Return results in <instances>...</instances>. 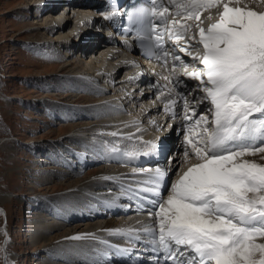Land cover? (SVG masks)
Segmentation results:
<instances>
[{"label": "rangeland", "instance_id": "obj_1", "mask_svg": "<svg viewBox=\"0 0 264 264\" xmlns=\"http://www.w3.org/2000/svg\"><path fill=\"white\" fill-rule=\"evenodd\" d=\"M38 1L0 0V264H74L77 260L76 253L71 252L70 247L61 242L65 239V231L81 235L87 232L86 223L100 222L105 218H92L95 213L91 212L87 220L83 217L65 226L63 216H58V212L63 207L71 210L75 208L78 215H83L82 209L87 206L91 209L90 203L94 202L89 193H93L90 183L97 178V172L107 168L114 170L124 167L121 166L124 163L104 160L86 166V162H82L78 157L90 160L102 155L105 158L102 150L107 145L123 154L125 147H118L114 139L109 141L111 138L107 135L110 132L107 133L101 128L119 122L115 120L117 114L140 112L138 108H134L136 102L123 107L121 111L118 110L117 114L114 109L112 112L108 111L107 106L104 107V112H101L99 102L102 93L71 86L67 76L71 78L74 72L81 74L98 66H102V70L106 72H114L123 63L125 54L113 58V52L109 51L103 60L98 53L94 54L92 59L88 54L89 50L101 38L99 39L98 33L87 31L90 30L88 24H83L82 30L74 39L60 40V25L50 20L51 14L68 18L74 17V13L53 12L48 9L40 14L35 6ZM231 1H240L242 8L264 13V0H255L256 4L253 6L243 3V0ZM210 9V16L218 18L219 11L215 6ZM84 34H87V40H90L89 44L86 42L85 48L84 43L78 41L80 35ZM125 71L123 69L118 75H123ZM122 86L118 84L116 88ZM82 109L84 110L80 111ZM64 110H69V113H63ZM85 110L87 113L102 114L90 118L83 116ZM76 124L87 125L89 130L83 133L84 137L71 138L72 135H77L72 130ZM110 134L113 135L112 132ZM119 136H116V141L125 142L130 147L133 145V151L144 144L137 136ZM95 148L101 152L97 153V156L94 153ZM254 153L242 159L264 165V151ZM198 163H201V160L190 152L176 162L171 181L164 193L165 199L171 194V185L190 166ZM125 167L136 168L129 164H125ZM115 174L120 177V172ZM128 177L132 176L120 177V184H124L121 188L110 183V190L123 191L127 185L125 182L130 179ZM103 181L106 180L100 182ZM67 201L71 203H65ZM136 215L134 211L128 214L117 212L112 214V218L129 221L128 219ZM151 222L158 229L156 215L152 216ZM56 225L59 227H55ZM75 226L79 227L73 230ZM34 227L41 229L39 234H32ZM98 234L106 235L98 242L81 239L78 243L82 250L81 253L78 251V258L83 260L80 264H128L118 261L106 263L105 253L111 250L112 241H121L122 236H128L129 233L108 230L105 234ZM51 238H54V244L47 248V252L44 245ZM91 245L99 247L101 251L93 248L92 252ZM52 249L63 251L73 262L53 257ZM91 252L98 255L99 260H88Z\"/></svg>", "mask_w": 264, "mask_h": 264}, {"label": "snow or ice", "instance_id": "obj_2", "mask_svg": "<svg viewBox=\"0 0 264 264\" xmlns=\"http://www.w3.org/2000/svg\"><path fill=\"white\" fill-rule=\"evenodd\" d=\"M172 3L183 10L187 19H199L201 9L222 3L219 20L207 29H199V43L205 49L200 61L204 72L190 74L201 76V90L214 106V112L211 131L203 128L206 142L192 135L185 138L202 162L190 166L171 185L166 199L161 190L165 184L164 170L158 169L151 176L150 186L143 189L155 197L154 207L158 209V233L155 228L146 231L158 234L159 245L169 254L183 247L194 257V264H264V243L256 242L257 237H264V165L241 159L255 154L250 150V138L257 131L264 133V119H249L253 113L264 117V13L231 7L223 0ZM157 15L163 19V13L155 7L139 8L129 19L137 23L147 21L152 39L151 18ZM181 27L186 29L187 24ZM174 35L181 39L180 34ZM155 39L161 47L163 35ZM163 55L166 58L168 54ZM174 59L180 62L179 56ZM184 107H188L187 99ZM201 121L209 125L206 117L195 124L201 126ZM192 131L190 126L189 132ZM145 143L155 153L157 144ZM260 143L264 144V139ZM257 150L264 151V147ZM128 155L134 158L136 153Z\"/></svg>", "mask_w": 264, "mask_h": 264}, {"label": "bare ground", "instance_id": "obj_3", "mask_svg": "<svg viewBox=\"0 0 264 264\" xmlns=\"http://www.w3.org/2000/svg\"><path fill=\"white\" fill-rule=\"evenodd\" d=\"M231 2H233V1H231ZM242 2L243 3L246 2V4H248L250 6H253L254 4H256V3H254L255 0H243ZM258 2H262V0H258ZM71 3L73 5L72 6L73 8L70 7L69 11H71L72 14L74 13L73 14L74 17L72 16V17H68V18H62V16L60 14H51L52 19H50V20H52L57 25H60V28H59V31H58V34L62 38L60 40H68V39L70 40V39H74L76 36H78L77 35L78 33H74V31L77 29L79 22L85 20V18H87L90 14H92L88 10H86V9H88L87 7H93L92 4H87L86 6H84V8H82V7L78 6V5H80V1L79 0H74ZM239 3H240V1H239ZM245 9H248V8H245ZM46 10H48V9H45V10L41 11L40 14L43 13V12H46ZM48 20H49V18L46 21H48ZM88 25H89V29H90L89 31L92 30V31H94V33H98L96 28H94V26L92 27L91 24H88ZM83 36H84V38H83ZM83 36L80 35V37H79L80 40H78V41H81L83 39L82 42L84 43V48H85V46H87L85 44L88 41L87 40L88 36H87V34L86 35L84 34ZM108 41H103L101 39L99 41H97V44H95V46H93V48L91 50H89L90 53H88V54H90V57L93 59V55L98 53L97 55L102 57L101 60L105 59V56L108 53H110L109 51L114 50L113 43H115V41H111V42H110V40H108ZM87 43L89 44L90 40ZM117 46H118V43H117ZM121 50L122 51H119V52H116L115 50H114V52L112 51L113 54H111V55H113V58L120 57L122 55V52L124 51L123 48ZM127 51H128V49H127ZM91 60H90V63L92 62ZM101 67L102 66H98V68L95 67L93 69L91 68L90 69L91 71H88V72H85V73H81V75L83 77H82V81H81L80 84H82L84 86H91L93 81L90 79L89 74L91 72H93V70L101 69ZM125 67L126 66L120 67L119 70H118V73L120 74V72ZM134 69H136V68H133V70ZM106 76H108V75L106 74ZM66 79H67V81L72 80V78H70L69 76H67ZM119 90L120 89L119 88L117 89L115 87V85H114L110 89L104 90L102 92V95H101V98H100V102H99L100 103L99 108L101 109L100 111L104 112V107L107 106L106 108L107 109L109 108L108 111L112 112L113 109H114L116 114H117L118 108L123 109V107H125V106H127L129 104H133V103L136 102V105H134V108H136V110L138 108L140 110V112L139 111L130 112L131 114H129V115H127V114L126 115L125 114L124 115L123 114L122 115H118L117 114V116H115V117H117V119H115V120H118L119 122H117L116 124H112L110 126H103L101 129H103L107 133H109V132L111 133L112 132L113 134H115V136L110 134V133L107 135V137L109 139L111 138L109 141H113V139H114L115 144L117 146L118 145H122V147L123 146L125 147L124 148L125 152H123V154H122L119 151H117L118 149L116 151H113L114 148L113 147L111 148V147H109L107 145V147H105V149L102 150V152L105 155V158L101 154H98V155H101L99 158H93V159H90V160L89 159L86 160L84 157H81V156H79L78 158L82 162H86V166L90 165V164H92L94 162L97 163L100 160H104V161H108V162L124 163V164L121 165V166H124V167H122L121 169H114V170L110 169V168H107V169L99 171V173L97 172V175L95 177H97V178L99 177V178L98 179L96 178L94 182L90 183V186H91V188L93 190V193H89V194L94 199V202L90 203L91 209H89V207L87 205H85L87 207L82 209V212L84 213V214L82 213L83 215H78L77 214L78 212H76L75 208H74V210L73 209L71 210L70 208L63 207L62 209H60V212H58V216H61V217L63 216L64 225L65 226L68 225L69 223L71 224V221L78 220V219L81 220V219H83V217H85V219H86L87 216L88 217L90 216L91 212L95 213L94 217H92V218H95V217L105 218V220H102L100 222L89 223V224L86 223L88 225L87 226V230H86L87 232L84 233V234H81V235H78V234L74 235L71 231H67V230L65 231V233H64V238L65 239L61 240V242H62V244L64 243V245L66 244L68 247H70L71 252H74V254L76 253L77 260L73 262L74 264H80V263L83 262L82 259L78 258L79 252L80 253L82 252L81 248L79 247L80 245H78V243H80V241H82L81 239H84V240H87V241L88 240H96L98 242L106 235L105 233L108 230H122V229H125L127 231H132L136 227H139V228H142V229L148 227V224H147L148 223L147 222L148 221V215H149V212L152 211L151 209H152V205L154 203L153 201H154L155 197L153 195H151L150 193L144 192L143 189H145V188L150 186L149 182H150L151 176H153L158 169L164 170L166 172V168H168V165H164V166H161V167H152V166H149V165H139V164H138V167H136V168L132 167L130 169V168H126L125 167V164H127V163H129V164L131 163V164L137 165V164L134 163V160L131 161V159L129 157H127L128 153L132 152L133 145H131V147H130V146H128V144H125V142L122 143V142H120L118 140L116 141V136L118 137L119 135L120 136L130 135L131 137L137 136L139 138H145V137L148 138L149 135L153 134L152 137L154 138V137H156L158 135V133L162 134V132H161L162 130H158L157 132H155V131H153V130L148 128V130L145 131V133H141L140 129H142V127H146V123L145 122L140 123L138 118L141 117L140 119L143 120L142 118L145 117V116H144V113L142 112V110L147 109V107L150 106V102L151 101L147 100V98H142L140 100L136 99V98L135 99L133 98V99L129 100V97H125V98L122 99V98L119 97L122 94V93L119 92ZM134 95H136V93H134ZM189 98L192 99L190 96H189ZM129 102H131V103H129ZM208 107H209L208 104H206V103L203 104L198 110L199 113L200 112H202L203 114L206 113ZM83 110L84 109H82L80 111H83ZM85 111H86V113L84 112L83 116L87 115L90 118H92L93 116H95L97 114H102V113H99V112L97 114L96 113H89V112L87 113V110H85ZM119 111H121V110H119ZM65 112L69 113V110H64L63 113H65ZM107 114L111 115L112 113H107ZM254 114L255 115L257 114V116H260L259 113H254ZM65 119H66V117H65ZM86 126L83 125V124L82 125H78V124L73 125L72 130L77 135L76 136L72 135L71 138L84 137L83 133H86V130H89ZM91 129H92V127H91ZM209 131H210V129H209ZM116 134H118V135H116ZM188 136L189 135H186V137H188ZM126 137H128V136H126ZM195 137H197V136H195ZM122 138H124V137H122ZM197 138L200 139V140H204V139H206V136L204 134H202V136L197 137ZM258 139H259V136H258V131H257L254 134V138H251V140L252 141H257ZM126 147H128V149ZM130 148L132 150H130ZM185 148L186 147H184L183 150H185ZM95 149L96 150L94 151V153L97 156V153H99L100 151L97 148H95ZM139 149H141V148H139ZM139 149H136V151L139 152L140 151ZM181 151L182 150L180 148H177V152L175 153L176 155L174 156V158L172 160L173 162L180 157ZM88 158H90V157H88ZM130 170H131V172L132 171L133 172L129 173L128 171H130ZM89 172L90 171H88V173ZM117 172H120V177L123 176V175L132 176L131 178L128 177L130 179L127 182H125L127 185L125 186V188L121 192L120 191H117V192L111 191L110 190L111 187L109 186L110 183L111 184L114 183L117 187H120V188L124 185L122 183L120 184V180L121 179H120L118 174H115ZM101 179L102 180L105 179L106 181L100 182V181H102ZM3 200H4V198H3ZM65 203L69 204L71 202L67 201ZM129 203H132V204L134 203V206L136 208L134 211L137 212L136 217L128 219L129 221L117 220L116 218H112V214L117 213V212H120V214H122V213L123 214H128L130 211H127L126 207H127V205ZM138 203H140L141 205H143L147 209L143 210L142 208L137 206ZM78 204H80V203H78ZM76 206L77 205L75 204L74 207H76ZM157 211H158V209H157ZM81 225H79V226H81ZM79 226H75V228L73 230H76ZM55 227H59V226L56 225ZM48 228H49V226H48ZM32 231H33L32 234L35 235V234H39L41 229H39V228L35 229V227H34V228H32ZM97 232L98 233L103 232L105 235H100ZM132 232H136V231H132ZM95 233H97V235H95ZM122 239L123 240H121V241H119V240L112 241V251L121 252L122 251V247H125V246L126 247L136 246V244H134L133 241L130 238L123 236ZM256 242L257 243H264V237H257L256 238ZM53 244H54V238H51L50 241L45 243L44 246L46 247V251H47V248L48 247L49 248L52 247ZM91 247H92L91 251L93 252L94 251L93 248H95V247H94V245L93 246L91 245ZM92 252L89 253V254H93ZM52 254H53L52 255L53 257L60 258V259L64 258V260H66V262H72V261H70L71 258L68 255L67 256L64 255L65 253L63 251H61V250L52 249ZM124 256L127 257V258H125V260L129 264H143V263H145V259L143 258L142 253L140 251H138L137 255H135V256L134 255H128V253L125 252ZM65 257H66V259H65ZM88 258H89L88 260H90V259L92 260L91 256H89ZM125 260L119 259L120 262H123ZM150 263L151 264H155V263H152L151 261H150Z\"/></svg>", "mask_w": 264, "mask_h": 264}]
</instances>
